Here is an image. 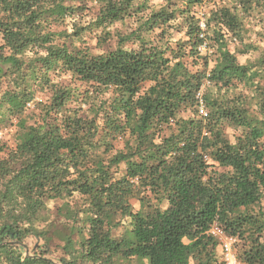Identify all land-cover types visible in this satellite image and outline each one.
I'll return each mask as SVG.
<instances>
[{
  "label": "trees",
  "instance_id": "trees-1",
  "mask_svg": "<svg viewBox=\"0 0 264 264\" xmlns=\"http://www.w3.org/2000/svg\"><path fill=\"white\" fill-rule=\"evenodd\" d=\"M257 18L264 0H0V264H223L213 224L264 264Z\"/></svg>",
  "mask_w": 264,
  "mask_h": 264
},
{
  "label": "rangeland",
  "instance_id": "rangeland-1",
  "mask_svg": "<svg viewBox=\"0 0 264 264\" xmlns=\"http://www.w3.org/2000/svg\"><path fill=\"white\" fill-rule=\"evenodd\" d=\"M215 1L216 2L218 1L221 3V2H225L226 0H215ZM164 3H165V0H152V5L155 7L160 6ZM201 13H203V10H201V12L199 13L200 16L202 15ZM258 19H260V18L251 19V20H249L248 24L246 25V28L248 29L249 32L244 36V43L246 45L253 43L257 47H260L261 49H263V45H264V42H263L264 41V24H262V22H259ZM131 28L132 27L130 26L129 21H126L124 25L116 24L112 28V32L115 34L117 31H119L123 34ZM171 33H172L171 35H172L173 40H177L179 37H181V35H178L173 31ZM86 40H87V42H86L85 46H87L93 54L106 52L108 50H113L116 46V43H117V38L115 36L112 37V39H110L107 43H105L103 45L96 44V39H91L88 37V38H86ZM259 56H260V53L258 51H249L248 53H245L244 56H238V61L241 64H245L247 62L256 63ZM30 115H31V112H27L26 118L29 117ZM28 121H30V120H28ZM12 123L13 124H11V123L7 124V126L0 129V142L7 144L9 147L14 146L15 138H16V132H17V129L15 127V122H12ZM227 133L230 136L232 134V132H230V131H228ZM262 206L264 207V201H263ZM133 207L135 210L138 209V203L136 201H133ZM185 242H187V241L185 240ZM26 245H27V249L28 250L30 249V251H31L32 247L34 245V242L32 240H28L26 242ZM233 248H234V251L236 252V254L239 255L240 254V248H241V242L235 239L234 244H233ZM217 252H218V256L220 257V260H221L222 257H221V252H220L219 248H217ZM239 264H241L240 261H239Z\"/></svg>",
  "mask_w": 264,
  "mask_h": 264
},
{
  "label": "built area",
  "instance_id": "built-area-1",
  "mask_svg": "<svg viewBox=\"0 0 264 264\" xmlns=\"http://www.w3.org/2000/svg\"><path fill=\"white\" fill-rule=\"evenodd\" d=\"M201 27L203 28V23H201ZM209 234L214 237L218 243L223 264H239L238 255L233 248L235 238L226 236L216 224L210 227Z\"/></svg>",
  "mask_w": 264,
  "mask_h": 264
}]
</instances>
